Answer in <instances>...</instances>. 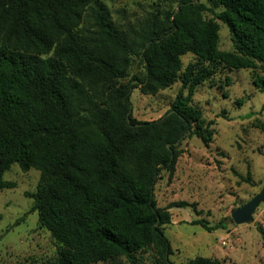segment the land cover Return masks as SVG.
Here are the masks:
<instances>
[{
	"label": "trees",
	"instance_id": "16d2710c",
	"mask_svg": "<svg viewBox=\"0 0 264 264\" xmlns=\"http://www.w3.org/2000/svg\"><path fill=\"white\" fill-rule=\"evenodd\" d=\"M217 1L224 10L214 16L229 28L235 53L217 51L219 26L192 0L128 31L102 0H0V191L12 187L4 177L14 164L40 171V186L28 196L61 245L51 264L132 261L145 249L154 251L153 264H174L163 227L171 208L188 204L159 208L155 186L163 171L174 176L185 139L212 142L214 121L192 100L215 71L190 64L172 109L156 121L132 116L131 94L171 88L187 53L264 71V0ZM134 57L143 77H130Z\"/></svg>",
	"mask_w": 264,
	"mask_h": 264
},
{
	"label": "rangeland",
	"instance_id": "374dc122",
	"mask_svg": "<svg viewBox=\"0 0 264 264\" xmlns=\"http://www.w3.org/2000/svg\"><path fill=\"white\" fill-rule=\"evenodd\" d=\"M114 23L122 30L137 29L149 19H162L178 10L181 0H102ZM204 4L206 21L219 26L217 51L235 53L229 28L214 13L224 10L217 0H192ZM178 81L157 95H144L140 89L131 94L132 116L138 121H156L171 109L182 88L181 79L188 66L212 69L214 76L196 88L192 105L202 111L206 122L214 121L209 145L198 137L182 143L172 178L163 171L155 186L159 208L185 202V208L169 210L172 222L163 227L170 241L174 264H187L197 257L220 264H264V200L253 221L238 225L232 214L264 192V71L231 69L218 62L199 61L192 53L181 57ZM145 75L140 58L134 57L130 77ZM127 81V80H126ZM134 83H137L136 81ZM187 94V91H185ZM12 185L0 191V264H51L58 260L61 245L39 223L33 211L41 173L24 172L14 164L5 174ZM197 221L223 228L207 232ZM155 253L139 251L131 261L121 257L114 262L97 264H153Z\"/></svg>",
	"mask_w": 264,
	"mask_h": 264
},
{
	"label": "water",
	"instance_id": "95a60500",
	"mask_svg": "<svg viewBox=\"0 0 264 264\" xmlns=\"http://www.w3.org/2000/svg\"><path fill=\"white\" fill-rule=\"evenodd\" d=\"M264 200V192L254 198L244 207L236 210L232 214V219L238 225H243L253 221V215L259 204Z\"/></svg>",
	"mask_w": 264,
	"mask_h": 264
}]
</instances>
